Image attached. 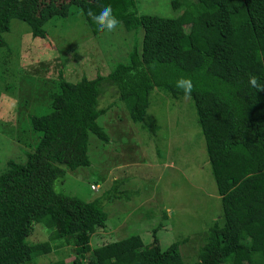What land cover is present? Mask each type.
<instances>
[{
  "label": "trees",
  "instance_id": "16d2710c",
  "mask_svg": "<svg viewBox=\"0 0 264 264\" xmlns=\"http://www.w3.org/2000/svg\"><path fill=\"white\" fill-rule=\"evenodd\" d=\"M137 1L0 0V80L24 69L15 72L8 62L14 61L12 54L20 56L4 36L13 18L25 22L34 38L45 39L49 22L78 13L94 35H101L106 31H98L87 12L110 4L120 21L117 27L133 35L126 60L107 73L71 82L62 70L57 79L45 78L47 98L40 97L48 112L18 121L25 134L33 130L38 136H32L36 145L25 162L9 159L0 170V264H41L51 254L60 264H264V90L248 86L252 75L264 83V0H170L171 17L140 13ZM180 76L194 83L189 97L205 139L222 220L209 226L190 263L180 247L187 239L164 248L156 236L148 245L139 240L138 246H127L135 235L95 243L96 233L110 230L103 201L130 199L131 193L118 190L122 181L115 180L102 196L87 201L57 191L56 182L67 170L91 166L92 136L110 143L100 123L112 107L100 108L105 90L112 89L113 105L124 103L132 121L145 128L154 89L185 97L174 86ZM5 87L13 86L7 82ZM22 139L27 145V135ZM36 227L48 239L28 241Z\"/></svg>",
  "mask_w": 264,
  "mask_h": 264
},
{
  "label": "rangeland",
  "instance_id": "374dc122",
  "mask_svg": "<svg viewBox=\"0 0 264 264\" xmlns=\"http://www.w3.org/2000/svg\"><path fill=\"white\" fill-rule=\"evenodd\" d=\"M137 6L140 13L165 17L174 14L170 0H138ZM46 29L47 38H34L25 22L13 18L10 31L4 34L8 45L20 55L10 56L14 60L8 59L10 67L15 66V72L19 66L24 69L0 80V170L9 159L25 162L27 152L34 150L31 145H36L33 137L38 134L32 129L30 135L25 134L18 121L26 120L29 114L48 112L41 99L47 98L48 91H42L45 78L57 79L62 70L71 82L93 78L124 62L132 47L131 33L117 27L94 35L78 13L55 19ZM7 82L13 86L9 90ZM115 100L110 89L103 92L99 103L100 108L112 106L100 119L111 137L110 143L102 144L92 136L91 166L67 170L55 187L90 201L102 196L115 180L122 181L118 190L131 193V198L103 201L110 230L96 233L94 242L121 241L135 235L139 239L128 238L127 246H138L139 240L148 245L156 236L164 248L187 239L180 247L185 262L190 263L196 260L209 226L222 220L220 196L194 103L190 97L174 98L154 89L143 122L147 126L143 128L132 121L124 103L113 105ZM16 122L18 139L13 134ZM24 135L28 146L22 139ZM135 191L138 194L133 196ZM48 237L36 227L27 240L39 242ZM40 263L60 264L52 254L42 257Z\"/></svg>",
  "mask_w": 264,
  "mask_h": 264
},
{
  "label": "clouds",
  "instance_id": "9594fccd",
  "mask_svg": "<svg viewBox=\"0 0 264 264\" xmlns=\"http://www.w3.org/2000/svg\"><path fill=\"white\" fill-rule=\"evenodd\" d=\"M87 15L95 24L98 31L103 30L111 32L116 29L120 23L110 4H104L95 12L89 9ZM174 86L176 89L181 90L185 97H189L193 91L194 83L191 77L180 76L175 80ZM248 86L257 91L264 90V83H261L259 78L255 75L249 76ZM91 187L93 188L94 185H91Z\"/></svg>",
  "mask_w": 264,
  "mask_h": 264
}]
</instances>
